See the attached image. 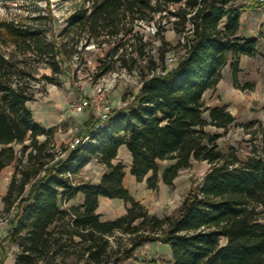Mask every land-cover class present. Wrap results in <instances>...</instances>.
I'll use <instances>...</instances> for the list:
<instances>
[{
  "label": "trees",
  "instance_id": "obj_1",
  "mask_svg": "<svg viewBox=\"0 0 264 264\" xmlns=\"http://www.w3.org/2000/svg\"><path fill=\"white\" fill-rule=\"evenodd\" d=\"M235 1L82 0L59 34L48 17L0 21V172L14 169L2 203L5 213L16 211L0 240L2 261L4 242L16 248L14 264H122L143 244L162 243L171 264H264V125L238 124L225 106L207 108L203 100L228 64L234 88H253L236 78L240 58H254L257 50L254 39L238 34L244 10ZM152 25L155 49L144 32ZM168 31L179 39L175 45ZM89 46L101 51L94 81L124 72L138 74L141 86L125 108L112 109L107 129L79 154L57 148V128L41 129L27 104L34 100L35 67H48L51 77H42L48 83L73 79L72 57L85 67L81 52ZM206 127L242 129L258 145L239 160L233 148L223 153L220 135ZM93 128L86 122L85 134ZM120 146L130 154V175L151 191L159 182L171 187L192 162L209 167L174 213L158 217L123 187V166L112 164ZM92 160L105 168L100 184H80L76 178ZM78 193L82 205L63 209ZM99 197L121 200L125 214L101 221Z\"/></svg>",
  "mask_w": 264,
  "mask_h": 264
},
{
  "label": "rangeland",
  "instance_id": "obj_2",
  "mask_svg": "<svg viewBox=\"0 0 264 264\" xmlns=\"http://www.w3.org/2000/svg\"><path fill=\"white\" fill-rule=\"evenodd\" d=\"M81 2L82 0H0V21L10 19L24 21L26 18L37 16L48 17L47 19L54 33L59 34L70 14ZM235 6L241 7L244 10L240 16L238 34L242 38L254 39L257 50L254 58H240L238 64L239 71L236 78L240 86L253 84V88L251 91H240L234 88L231 79L232 71L228 64L222 72V87L207 92L204 96V103L210 105L214 101L222 102V106L227 108V111L235 118L238 124L257 122L264 125V6H256L254 0H236ZM151 27L148 26L149 29ZM144 32L145 39L150 40L155 49L159 42L152 38L153 34L150 31L145 30ZM165 38L173 45L179 40L172 31H168L165 34ZM180 54V51H176L170 54L168 58H176ZM81 56L86 62L85 67L79 64L76 56L72 57V70L76 71L73 79H70L68 76H60L57 81L48 83L42 79L43 76L51 77L48 67L41 65L35 67L33 71L34 78L36 79L33 83L34 100L28 104V108L31 112H34L35 108L39 110V105L61 99L64 106L60 109V115H63L64 118L57 125L62 136L60 140L58 139L61 146H68L72 140L80 137L82 124L86 121L92 120L94 122L93 116L90 113L78 116L68 109L71 101L79 97L88 96L96 83H98L94 81L93 75L94 69L98 64L97 59L101 57V51L93 49V46H89L81 52ZM141 66H144V64L141 63ZM113 74H117L116 83L113 91L109 94L108 102L112 109L125 108L132 102L131 98L136 93V87L140 81L139 75H127L124 72ZM113 74L104 76V79H111ZM207 116L208 114L205 113L204 118L207 119ZM255 128L257 127L255 126ZM205 131L210 135H220V138L216 142L218 148L223 153H226L229 147L233 148L236 157L242 161L250 155L252 147L258 145L257 139L250 141V135H246L239 128L232 127L224 133L222 130L206 127ZM38 140L42 142L43 138H38ZM59 147L58 145L57 148ZM13 148L16 151L20 150L19 145H14ZM172 164H174V161L162 162L159 166L162 169ZM208 167L205 162H192L190 168L181 170L178 173L171 187H167L159 182L155 191H147V189L143 188V184L139 186L141 190L138 191L142 195L140 197L141 200L137 201L143 204L150 214L158 217L172 214L180 206L188 191L200 183ZM13 173L14 169L12 166L4 168L0 172V240L5 238L10 222L16 214L15 210L5 213L2 203V198L6 193ZM80 174H82V170L79 176H77L76 181L81 180ZM67 204L68 202L62 204V208H68ZM119 211L117 207L113 206L111 210L103 212V214L106 216H117ZM1 246L5 253V259L2 261V255L0 254V264H10L16 255V248L6 242ZM158 252L160 257L157 256L158 258L155 259H158L161 264H170L165 259V249L162 246L158 247ZM134 255L122 264H155V259L150 260L147 258L148 255L143 246L138 248L134 252Z\"/></svg>",
  "mask_w": 264,
  "mask_h": 264
},
{
  "label": "crops",
  "instance_id": "obj_3",
  "mask_svg": "<svg viewBox=\"0 0 264 264\" xmlns=\"http://www.w3.org/2000/svg\"><path fill=\"white\" fill-rule=\"evenodd\" d=\"M221 81L222 79L216 86V89H218L219 87H222ZM204 96H203V100H204ZM52 102L49 101L48 104L44 103L42 105H39L38 106L39 110H36L35 108L34 112L33 111L31 112L30 110L29 111L31 112L34 123H36L41 129L47 131L51 128H57V132L53 136V143L55 144L56 147H58V145L61 146V144H59V140L62 138V136L60 135V131L57 125L61 121V119L64 118L63 115H60V109L63 108L64 104L63 102H61V99H59L58 101L52 100ZM28 104H27V107H28ZM205 106L207 108L221 107L222 102L214 101L210 105L205 104ZM76 115L80 116L83 114H76ZM85 123L82 124V127H81L82 128L81 136L85 134L84 132ZM39 138H43V140L45 139L43 136ZM117 163H121L123 166V172H124V177L122 180L123 187L128 191L130 196L135 201L141 200L140 197L142 195H140L141 193H138V191L141 190L139 186L144 184L143 188L147 189V187H146L145 181L138 183L136 182L135 178L130 175L131 157L125 146H120L117 150L116 158L115 160L112 161V164L115 165ZM104 173H105V168L102 165L96 163V161L92 160L83 167L82 174H80L81 175L80 184L86 183L90 186H98L100 184L101 178ZM147 191H151V190L147 189ZM82 203H83V196L80 193H78L74 199L68 202L67 205H68V208L78 207L82 205ZM113 206L117 207L118 210H120L117 216H113V215L106 216L105 214H103V212H108L109 210H111ZM127 207L128 205L124 204L121 200L99 197L98 198V208L96 210V213L99 215L101 221H113L117 218L122 217L125 214ZM142 246H143V249H145V251L147 252V255H148L147 258L150 260H154L155 258L160 257V254L158 252V247L162 246L165 249V259L171 264V253H170V247L168 245H165L162 243H145ZM14 261H15V257H13V260L12 262H10V264H14Z\"/></svg>",
  "mask_w": 264,
  "mask_h": 264
},
{
  "label": "built area",
  "instance_id": "obj_4",
  "mask_svg": "<svg viewBox=\"0 0 264 264\" xmlns=\"http://www.w3.org/2000/svg\"><path fill=\"white\" fill-rule=\"evenodd\" d=\"M254 2L256 6H264V0H254ZM153 27V25L150 29L148 27H145V30L150 31L151 34H154L156 30ZM175 63L176 58L169 57L166 59L167 66L170 65V67H172ZM156 73L162 74L160 70H158ZM116 76L117 74H113L111 79H104V77L99 79L97 81L98 83H96L88 96L76 98L69 103L68 109L73 114L90 113L94 119V128L85 135L72 140L67 146V152L78 151V153L80 154L82 150L89 148L90 145H95L97 142L96 139L98 137V134L107 129L110 117L109 114L112 111V108L108 102V98L109 94L114 89ZM140 86L141 83H138L136 92L138 91ZM133 97L131 98V100L133 99ZM155 264H161V262L158 259H155Z\"/></svg>",
  "mask_w": 264,
  "mask_h": 264
}]
</instances>
